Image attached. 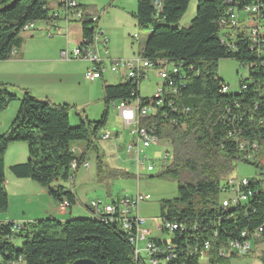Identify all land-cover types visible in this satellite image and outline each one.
<instances>
[{"label": "trees", "instance_id": "16d2710c", "mask_svg": "<svg viewBox=\"0 0 264 264\" xmlns=\"http://www.w3.org/2000/svg\"><path fill=\"white\" fill-rule=\"evenodd\" d=\"M53 1L0 0V62L9 60L14 50L21 46L23 28L28 23L52 17L54 12L50 4ZM74 1H78L83 10V18L78 22L82 41L91 42L98 24L93 21L96 16L89 6L82 4L83 0ZM160 2L162 7L157 11L155 0H137V10L133 14L138 26L150 31L140 53L143 58L155 64L161 61L175 64L181 67L184 75V86L175 102V110L166 104L151 121L158 137L172 149L171 164L158 177L178 183V198L162 201L160 216L195 228L188 232L190 235L178 232L172 237L181 247L177 264H200L196 255H186L185 247L188 243V247L195 248L206 241L212 244L210 264H225L229 260L217 254L220 245L242 240L243 232L251 233L264 227V166L260 151L252 160H247L249 153L240 150L242 142L247 144L248 150L253 144H257L259 150L264 148V64L244 35L234 40V50L225 46L220 37L219 21L229 10L242 11L251 5L259 6L264 15V0H198L196 17L188 28L178 25L191 0ZM223 59L235 60L248 68V76L239 77L236 94L222 92L223 87H229L218 74V63ZM18 89L23 93L18 116L8 132L0 135V214H5L9 207L5 155L15 143L28 145L29 159L24 164L12 166L10 172L17 178L30 179L47 188L56 203L67 200L70 208L77 204L76 193L53 184L69 181L73 176L72 163L77 161L82 165L88 153L97 156L101 181L129 177L107 166L98 142L108 124L111 103L147 99L141 97L138 84L133 81L117 85L105 83L107 110L102 119L99 122L81 119L77 127L71 126V106L40 100L28 90ZM18 99L13 87L0 85V115ZM77 143L86 145L85 154L73 150ZM239 163L254 166L262 178L249 179L248 187L242 188L254 191L247 202L223 208L222 189ZM13 228L11 221L0 220L1 264L17 261L22 264H73L78 260H92L96 264H140L129 234L117 222L109 223L93 214L91 218L65 222L54 218L36 220L18 232ZM262 238L264 242V234ZM155 242L161 244L159 240ZM260 258L264 264V249Z\"/></svg>", "mask_w": 264, "mask_h": 264}, {"label": "built area", "instance_id": "2783aa9c", "mask_svg": "<svg viewBox=\"0 0 264 264\" xmlns=\"http://www.w3.org/2000/svg\"><path fill=\"white\" fill-rule=\"evenodd\" d=\"M61 10L53 13L52 17L47 20L38 22H30L23 28V33L34 32L36 25L42 23L49 37H53L56 33H60V21H63L67 28L72 23H78L83 18V10L79 7V2L74 0H60ZM162 7L160 0H155V8L159 11ZM94 22H98L97 17L93 18ZM219 26L221 33V41L228 48H235L234 40L239 35H244L251 44V49L257 55L262 57L264 64V15H262L259 6H248L244 10H229L226 15L220 19ZM97 30V28H96ZM17 50H14L15 54ZM12 54V55H13ZM63 60H83L90 64L85 77L89 81L101 80L104 75L110 71L112 74L120 77L123 82L133 81L140 86L142 80L148 79L151 69H155L162 85L158 87L156 93L151 97L142 100L131 99L113 102L117 115L121 122L128 130H130V142L125 147V152L131 156L130 161L138 170L137 178L140 179L142 173L153 174L156 171V165L160 162L159 167L165 169L168 166V151L171 145L161 140L157 135V128L152 123L159 111L167 104L170 109L175 110V102L179 99L180 89L184 86V75L181 67L170 64L167 61H161L157 64L146 60L140 54L138 57L131 59H115L112 58L108 51V39L104 37V33H96L91 42L82 41L75 50L67 48L61 52ZM248 76V68H244ZM244 78V77H242ZM230 91L229 87H223L222 92ZM121 136L119 132H113L107 129L102 131L101 140L113 141L116 146V153L122 148L118 145ZM164 147L167 152L152 159L146 152L152 147ZM245 142L240 143V150L243 153H249L247 160H252L259 153L257 144L251 145L250 149L246 148ZM73 176L70 181L74 182L75 174L80 168L89 169L88 162L79 165L74 161L71 165ZM249 179L238 180L231 177L227 179L222 189L221 204L223 208L236 207L243 204L253 195L252 189L243 190L248 187ZM149 201L148 196L137 194L135 197H121L116 201H110L101 208V201L92 202L89 205L91 213L96 218L113 219L117 222L125 232L129 234V240L134 247V252L140 264H177L179 259L178 251L181 248L175 244L172 237L176 233L181 235H190L188 232L194 230L185 222H178L160 216L151 220L154 223L155 231L161 234H168V239H154L153 232L147 228L148 220L140 216V205ZM61 209L67 211L70 204L67 200L62 202ZM14 231H19L27 223L13 222ZM264 227L249 233L247 231L241 234L242 240H230L219 246L217 254L223 260H231L234 257L246 256L253 250L257 242H263L262 235ZM217 236V235H215ZM155 240H159L161 244H157ZM212 244L210 241L203 242L201 246L195 248L185 247L187 256L196 255L200 264H210ZM184 251V250H182ZM12 264H22L21 261Z\"/></svg>", "mask_w": 264, "mask_h": 264}, {"label": "rangeland", "instance_id": "374dc122", "mask_svg": "<svg viewBox=\"0 0 264 264\" xmlns=\"http://www.w3.org/2000/svg\"><path fill=\"white\" fill-rule=\"evenodd\" d=\"M82 4L89 6L92 14L99 19L96 33L103 32L104 37L108 39V51L112 58L131 59L140 55L146 45L150 31L141 29L133 16L137 10V0H83ZM197 8L198 0H191L187 13L179 22L178 26L180 28H188L190 26L192 20L196 17ZM59 26L64 27V22L60 21ZM76 28L77 30L71 31L68 37L70 50H75L79 46V39H81L79 23L76 24ZM43 35L45 36L44 38ZM135 35H139V42L134 40ZM221 35H223V32ZM22 37L28 40L34 39L36 40V44L48 48L46 54L40 55L42 57L61 59L60 50L67 46V34L65 31H61L60 33H56L55 36L49 37L42 23L36 25V30L34 32L23 33ZM64 62L72 68H84L88 65V63L83 60H69ZM218 74L221 79L230 86V92L236 94L239 91V77H246L247 72L237 61L223 59L218 63ZM84 82L85 83L76 82L69 94V99L71 101L69 116L71 126L73 127L79 126L81 119L99 122L107 110V105L104 101V84L117 85L122 82V79L108 71L101 80ZM160 85H162V80L159 78L157 71L151 69L148 74V79L140 82L139 89L141 97L151 98ZM11 87H13L16 92H20L18 89L19 87ZM22 96L23 93H19V99L10 103L7 109L1 113L0 130L4 131L3 134L8 132L12 123L18 116L21 107L20 99ZM108 114L106 129L119 132L122 140H119L120 143L118 145L122 150L119 151V154H116L115 147L103 141L98 142L99 146L110 167L120 169L130 176L125 178L117 177L109 181H101L97 173L94 155L90 153V169L85 170L81 168L78 173H76L74 178V189L72 187V181H63V183H65L66 186H70L71 190H74L77 195L78 201L76 208H81L78 212L80 214L77 215H79V218H87L86 216L88 214L85 208L92 202L101 201V208H103L110 197H117L118 195L123 197H135L139 193L149 197V201L140 205V216L148 220L146 227L152 230L154 239H168V234H161L155 231V225L151 220L160 217L162 201L178 198V183L168 178L158 177L163 171V168L159 167L160 162L156 165V171L153 174L142 173L141 178L138 179V170L132 165L130 161L131 156H128L125 152V147L130 142V130H128L119 119L113 107V103L108 107ZM78 144L82 145L83 143ZM24 146L28 145L26 144ZM166 152V148L158 146L150 148L146 154L154 159L159 155L162 157ZM167 153H169L167 163L170 165L172 161V152L170 150ZM260 158L261 165L264 166V148L260 150ZM10 159L11 153L9 152L5 155V160L8 163ZM151 176L153 178H150ZM232 177L240 181L257 177L262 178L259 176L254 166L246 163H239ZM110 194L111 196H109ZM3 215L4 213L0 214V216ZM257 243L260 246H254L250 254L235 257L225 264H263L260 256L264 244L260 241ZM1 263L2 257L0 256V264Z\"/></svg>", "mask_w": 264, "mask_h": 264}, {"label": "crops", "instance_id": "0c3cea01", "mask_svg": "<svg viewBox=\"0 0 264 264\" xmlns=\"http://www.w3.org/2000/svg\"><path fill=\"white\" fill-rule=\"evenodd\" d=\"M50 9L52 10V13L59 11L60 2L58 0L53 1L50 4ZM76 24L78 23L70 24L67 30L65 26H59L61 31H65L67 34V46L64 49H61L60 52L69 48L68 37L71 31L77 30ZM79 29L81 33V39H79L78 42L79 45H81L83 39L81 25ZM44 37L45 36L43 35V38ZM35 42L36 40L34 39L28 40L27 38H23L22 44L18 48L17 52L13 54L9 60L0 62V85L14 86L26 89L34 97L40 100H49L57 105L70 106L71 101L69 99V94L71 92V89H73V85L76 82L85 83L84 81H89L86 79L85 75L88 69L90 68V64L86 61L88 65H86L84 68H72L68 64H65L66 62H64L69 60H63L53 57H42L40 55L46 54L48 52V48L40 44H36ZM19 93H21V91L17 92V94ZM3 133L4 131L0 130V135ZM103 142H108L114 147L116 146L115 142L113 141ZM24 145L26 144H12L10 145L6 153H11L10 161L7 163V161L5 160L7 179L6 190L9 198V207L7 212L3 216H0V220L29 223L32 221L49 218H54L63 222L68 221L70 219L79 218V215L77 214H80L78 212L81 208H76L77 204L74 207L69 208L67 211H63L61 209V205L59 203H56L51 198L47 188L41 186L40 184L30 179L17 178L10 172V168L12 166L24 164L28 161L27 158L29 159V148L28 146ZM73 150L76 151L78 154H85L87 152L85 144L79 145L77 143L73 146ZM100 152H102L101 148ZM93 155L97 166V156L95 153H93ZM89 157L90 153H88L85 162L89 163ZM105 163L111 170L126 173L120 169L110 167L107 163L106 157ZM78 171L76 173H78ZM60 185L71 190V187L66 186L63 182H57L53 184V186ZM72 185L74 189V182H72ZM109 196H111V194ZM121 197L123 196L118 195L117 197H110V199L108 200L109 202L116 201ZM85 209L88 214L86 217L91 218L92 213L89 206H86ZM254 246L260 245L256 243Z\"/></svg>", "mask_w": 264, "mask_h": 264}, {"label": "water", "instance_id": "95a60500", "mask_svg": "<svg viewBox=\"0 0 264 264\" xmlns=\"http://www.w3.org/2000/svg\"><path fill=\"white\" fill-rule=\"evenodd\" d=\"M107 203H109V200ZM73 264H96V263L92 260H78Z\"/></svg>", "mask_w": 264, "mask_h": 264}, {"label": "bare ground", "instance_id": "6f19581e", "mask_svg": "<svg viewBox=\"0 0 264 264\" xmlns=\"http://www.w3.org/2000/svg\"><path fill=\"white\" fill-rule=\"evenodd\" d=\"M227 3H229V2H227ZM232 4V3H231ZM257 6V5H256ZM134 40H136L137 42H139L140 41V37H139V35H135L134 36ZM235 48H231V50H234ZM232 52V51H231ZM242 66V65H241ZM244 68H245V66H243ZM245 87V86H244ZM100 219V218H99ZM101 219H104V218H101ZM105 220H107L109 223L110 222H114L113 221V219H105Z\"/></svg>", "mask_w": 264, "mask_h": 264}]
</instances>
